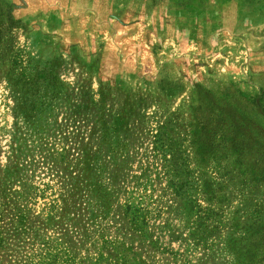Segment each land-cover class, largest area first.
Wrapping results in <instances>:
<instances>
[{"label": "rangeland", "instance_id": "1", "mask_svg": "<svg viewBox=\"0 0 264 264\" xmlns=\"http://www.w3.org/2000/svg\"><path fill=\"white\" fill-rule=\"evenodd\" d=\"M0 243L264 264V0H0Z\"/></svg>", "mask_w": 264, "mask_h": 264}, {"label": "trees", "instance_id": "2", "mask_svg": "<svg viewBox=\"0 0 264 264\" xmlns=\"http://www.w3.org/2000/svg\"><path fill=\"white\" fill-rule=\"evenodd\" d=\"M3 247V245L0 243V248ZM5 247V246H4Z\"/></svg>", "mask_w": 264, "mask_h": 264}]
</instances>
